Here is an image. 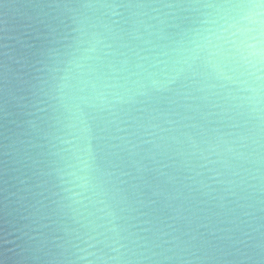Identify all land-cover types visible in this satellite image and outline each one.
Wrapping results in <instances>:
<instances>
[{"label":"water","instance_id":"95a60500","mask_svg":"<svg viewBox=\"0 0 264 264\" xmlns=\"http://www.w3.org/2000/svg\"><path fill=\"white\" fill-rule=\"evenodd\" d=\"M0 264H264V3L0 0Z\"/></svg>","mask_w":264,"mask_h":264},{"label":"clouds","instance_id":"9594fccd","mask_svg":"<svg viewBox=\"0 0 264 264\" xmlns=\"http://www.w3.org/2000/svg\"><path fill=\"white\" fill-rule=\"evenodd\" d=\"M261 3H264V0H261ZM257 15H258V13H257ZM257 39H258V42H259V37ZM260 51H261V49L258 47L257 48V53H259Z\"/></svg>","mask_w":264,"mask_h":264}]
</instances>
